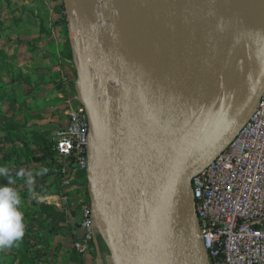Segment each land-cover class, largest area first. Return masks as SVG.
<instances>
[{
  "label": "water",
  "instance_id": "95a60500",
  "mask_svg": "<svg viewBox=\"0 0 264 264\" xmlns=\"http://www.w3.org/2000/svg\"><path fill=\"white\" fill-rule=\"evenodd\" d=\"M211 1L101 0L109 69L96 73L75 56L92 205L110 264H208L193 177L230 144L264 90L263 29L262 48L206 114L202 54L218 27Z\"/></svg>",
  "mask_w": 264,
  "mask_h": 264
},
{
  "label": "rangeland",
  "instance_id": "374dc122",
  "mask_svg": "<svg viewBox=\"0 0 264 264\" xmlns=\"http://www.w3.org/2000/svg\"><path fill=\"white\" fill-rule=\"evenodd\" d=\"M232 10L224 12L227 18ZM78 81L68 0H0V165L16 179L12 186L22 197L26 224L18 247L0 249V264H107L102 239L94 242L90 260L74 248L82 204L92 203L88 174L67 177L51 168L50 158L42 161L67 125ZM44 168L46 173L35 175ZM21 170L25 176L17 177ZM29 172L35 177L31 185ZM5 184L0 177V186Z\"/></svg>",
  "mask_w": 264,
  "mask_h": 264
},
{
  "label": "built area",
  "instance_id": "2783aa9c",
  "mask_svg": "<svg viewBox=\"0 0 264 264\" xmlns=\"http://www.w3.org/2000/svg\"><path fill=\"white\" fill-rule=\"evenodd\" d=\"M73 103L53 143L67 177L89 167L90 123L79 96ZM193 198L208 264H264V90L230 144L195 173ZM75 234V250L88 259L98 234L92 203L82 204Z\"/></svg>",
  "mask_w": 264,
  "mask_h": 264
},
{
  "label": "bare ground",
  "instance_id": "6f19581e",
  "mask_svg": "<svg viewBox=\"0 0 264 264\" xmlns=\"http://www.w3.org/2000/svg\"><path fill=\"white\" fill-rule=\"evenodd\" d=\"M208 7L216 17L219 31L202 54L204 81L210 79V83L204 85L203 104L207 115L236 85L239 79L230 86L239 70L263 46L261 13L264 0H215ZM230 8L233 10L230 18H227L224 12ZM68 13L75 56L82 53L94 72L106 73L111 59L108 54V30L103 23L99 24L103 19L101 0H68ZM89 16L97 17L92 25L88 23ZM94 58L97 60L94 61Z\"/></svg>",
  "mask_w": 264,
  "mask_h": 264
},
{
  "label": "clouds",
  "instance_id": "9594fccd",
  "mask_svg": "<svg viewBox=\"0 0 264 264\" xmlns=\"http://www.w3.org/2000/svg\"><path fill=\"white\" fill-rule=\"evenodd\" d=\"M47 169H41L35 175H43ZM27 183L35 182V177L31 172L27 173ZM17 177L25 176L23 170L17 172ZM0 177L6 179V184L0 186V249H11L18 247L22 242L26 224L24 212L22 210V197L19 191L13 187L16 179L12 176L8 166L0 165Z\"/></svg>",
  "mask_w": 264,
  "mask_h": 264
},
{
  "label": "trees",
  "instance_id": "16d2710c",
  "mask_svg": "<svg viewBox=\"0 0 264 264\" xmlns=\"http://www.w3.org/2000/svg\"><path fill=\"white\" fill-rule=\"evenodd\" d=\"M50 158V162H51V168H54V167H58L59 169H60V171H61V169H62V166H61V164H59V163H57V162H54V153H53V150H51L50 152L49 151H47L46 150V154H45V156L42 158V161H46V160H48ZM12 159V157L10 156V157H7V160H11ZM49 170H50V167H49ZM48 174H51L52 175V173H51V170L50 171H48ZM79 228V224L76 226V229H78ZM74 237H75V235H74ZM75 241H76V237H75Z\"/></svg>",
  "mask_w": 264,
  "mask_h": 264
},
{
  "label": "crops",
  "instance_id": "0c3cea01",
  "mask_svg": "<svg viewBox=\"0 0 264 264\" xmlns=\"http://www.w3.org/2000/svg\"><path fill=\"white\" fill-rule=\"evenodd\" d=\"M89 203H91V202H89ZM79 222H80V219H79ZM102 239L103 241H104V243H106L105 242V238H104V235H103V232H102V229H101V226L99 225L98 226V234H97V237H96V240L97 239ZM96 240H95V242H96ZM90 258H91V255H90V257L88 258V260H90ZM106 262H107V264H110L109 263V259H108V256L106 255ZM89 264H91V261L89 262Z\"/></svg>",
  "mask_w": 264,
  "mask_h": 264
}]
</instances>
